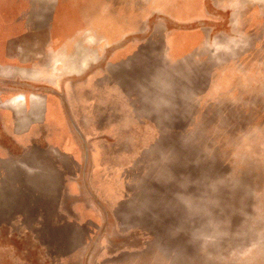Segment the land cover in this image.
I'll return each mask as SVG.
<instances>
[{"label":"rangeland","instance_id":"obj_1","mask_svg":"<svg viewBox=\"0 0 264 264\" xmlns=\"http://www.w3.org/2000/svg\"><path fill=\"white\" fill-rule=\"evenodd\" d=\"M157 1L0 0V264H264V0Z\"/></svg>","mask_w":264,"mask_h":264},{"label":"crops","instance_id":"obj_2","mask_svg":"<svg viewBox=\"0 0 264 264\" xmlns=\"http://www.w3.org/2000/svg\"><path fill=\"white\" fill-rule=\"evenodd\" d=\"M167 2L168 1H166V0H158L155 4H154V8L150 11V13H156L157 15H160V16H162L163 17V15L164 14H167L168 13V11H167ZM197 18V17H196ZM196 18H194V19H196ZM163 20V19H162ZM163 28V26L161 27V29ZM163 30V29H162ZM165 35V37H164V39H165V41H166V39H168L167 38V33H165L164 34ZM86 161H87V156H86V159H85ZM98 206H100V204H98Z\"/></svg>","mask_w":264,"mask_h":264},{"label":"water","instance_id":"obj_3","mask_svg":"<svg viewBox=\"0 0 264 264\" xmlns=\"http://www.w3.org/2000/svg\"><path fill=\"white\" fill-rule=\"evenodd\" d=\"M85 159H86V152L84 153V161H85Z\"/></svg>","mask_w":264,"mask_h":264}]
</instances>
